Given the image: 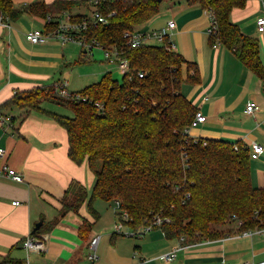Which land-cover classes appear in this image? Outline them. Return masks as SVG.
<instances>
[{"label": "crops", "instance_id": "crops-1", "mask_svg": "<svg viewBox=\"0 0 264 264\" xmlns=\"http://www.w3.org/2000/svg\"><path fill=\"white\" fill-rule=\"evenodd\" d=\"M56 1L60 0L13 3L16 9H26L34 3L51 5ZM61 1L79 3L71 11L47 15L54 19L53 30L58 22L66 23L69 16L72 21L91 18L98 9L93 0ZM190 1L160 0L158 15L136 28L167 32L176 46L175 52L194 66L188 69L184 65V76L188 72L190 76L198 74L197 83L186 81L181 86L182 94L206 117L205 122L190 127L189 135L242 144L249 150L254 143L264 148V77H258L219 42L211 43L208 30L213 11ZM47 17L25 11L17 20L9 19V26L0 22V114L14 118L8 126L0 123V147L6 151L0 157V170L9 167L24 178V182L18 183L0 176V264L5 259L12 264H264V232H253L260 228L241 230V222L236 219L226 225V230L231 231L229 235L191 245L181 239H168L160 227L142 235L144 240H130L115 233L120 222L117 202L97 200L92 208L101 218L87 241L79 236L84 220L94 222L89 202L96 177L87 162L76 164L69 156L67 131L53 117L63 116L64 112L58 110L62 106L44 102L40 109L27 111L5 105L18 92L66 82L68 90L79 92L74 89L82 91L108 72L113 76L115 72L122 73L117 64L109 63L95 51L86 53L75 43L64 45L52 37L44 44H32L27 33L47 30ZM263 17L264 0H248L246 7L231 14V21L243 33L258 40L264 67V32L257 27ZM171 21L176 23L172 30L168 29ZM152 42L163 45L157 40ZM253 102L259 108L248 113L247 106ZM251 179L255 188L264 189V151L251 160ZM76 185L85 189L86 199L78 213L69 211L64 215V203L75 198L72 186ZM106 217L113 231L102 227ZM40 221L43 229L36 235L45 239L46 249H26L23 241ZM123 221L124 232L136 231L130 220ZM98 237L99 259L91 262V244ZM176 249L180 250L175 260L167 262L160 258Z\"/></svg>", "mask_w": 264, "mask_h": 264}, {"label": "trees", "instance_id": "trees-1", "mask_svg": "<svg viewBox=\"0 0 264 264\" xmlns=\"http://www.w3.org/2000/svg\"><path fill=\"white\" fill-rule=\"evenodd\" d=\"M190 2L213 11L218 29L217 35L210 37L211 43L219 42L263 78L258 40L231 21L232 12L246 7L248 0ZM78 3L60 0L16 9L13 0H0V17L17 20L25 11L47 17L71 11ZM98 10L106 17L115 14L105 25H91L88 38L107 49L122 48L130 72L122 80L106 73L98 83L73 92L81 99L61 96L56 85H50L18 92L5 105L30 111L52 102L73 113L72 118L53 117L67 131L72 161L87 162L96 177L89 202L94 222L84 220L79 236L87 241L101 218L92 208L97 200L119 202V219L127 213L136 231L154 215L163 214L170 218L160 227L165 236L184 238L186 245L229 235L226 225L234 219L242 222L241 230L264 228V189L252 184L251 151L242 144L185 134L198 113L181 92L184 82L199 81L197 72L184 76V65L190 69L193 64L168 50L167 39L163 45L127 46L124 35L158 15L160 0H115L102 3ZM51 29L54 24L47 26ZM72 187L75 198L64 203V215L78 213L86 199L84 188ZM177 187L180 190L176 191ZM12 263L5 259L1 264Z\"/></svg>", "mask_w": 264, "mask_h": 264}, {"label": "built area", "instance_id": "built-area-1", "mask_svg": "<svg viewBox=\"0 0 264 264\" xmlns=\"http://www.w3.org/2000/svg\"><path fill=\"white\" fill-rule=\"evenodd\" d=\"M115 0H93V4L95 6H99L102 3H109ZM115 13L109 14V16H104L102 12H100L98 9H96L91 18L88 17H83L80 20H74L72 21L70 16L68 17V21L66 23H57V27L53 31H48V30H43V29H34L30 32L27 33V39L32 43V44H44L46 43L50 38L54 37L57 38L62 44H69V43H75L79 45L86 53H93L94 49H100L104 53V57L109 63H115L118 65L119 71L122 73V75H126L130 72V64L129 61L126 58H122V53L123 49L119 48H112V49H107L104 48L101 43L95 39H89L87 36V32L89 31V27L91 25H105L108 23V18ZM211 16V22H210V27H209V34L210 36L217 35V29H218V24L216 22V18L213 13H210ZM9 17H0V22L4 24V26H9L8 25V20ZM47 23L53 24L54 19L52 17H47ZM176 27V23L174 21H171L168 24V29L172 30ZM257 27L259 32H264V17L259 19L257 22ZM124 38L126 39L127 46L130 48H137L141 45L145 44H151L152 41L157 40L160 41L164 44L165 40L167 39L168 45L167 48L168 50L175 52L176 46L173 42L170 41V36L167 32L163 31H155V32H144L141 30L135 29L133 32H128L124 35ZM145 76V73H140V77L143 78ZM56 88L58 93L61 96L64 97H70L74 96L76 99H81L80 95L73 94L70 90H68V83H58L56 84ZM259 106L256 103H250L247 106V112L252 113L254 110H257ZM13 117L10 116H4L0 114V123H2L5 126L10 125V122L13 120ZM206 121V117L198 112L194 121L192 122V125L190 127H196L199 124L203 123ZM185 130V134H189V129ZM235 150H238L239 147L238 145H234ZM251 157L253 159H257L260 157V155L263 153L264 148L262 145L258 143H254L251 147ZM6 151L0 147V157L5 156ZM187 159V154H184V159ZM0 176H6L9 179L22 183L24 182V178L22 174L18 173L16 170L5 167L3 171L0 170ZM180 190V187L176 188V191ZM187 197H190V193L187 194ZM13 204H19V202H13ZM117 207L120 210V203L117 202ZM122 220L118 223L115 229V233L117 234H122L126 235L128 237H139L142 236L150 231H152L155 228L162 227L164 224L170 222V218L163 216V214H156L152 217L151 221L149 224H147L145 227L141 228L138 231H133V232H123V220L129 221L130 218L127 215V213H122L121 216ZM242 223V222H241ZM253 232H264V228L262 229H257L256 231ZM249 234V232H246ZM100 237L94 239L91 244V248L93 252L88 256V260L91 262H96L99 259V256L97 254V246L99 243ZM181 240L184 242V238H181ZM45 239L41 235H36L34 233L29 234L26 239L23 241V246L26 249L29 250H34L37 252H43L46 249V244H45ZM180 249H176L170 253L162 255L160 258L164 261L170 262L175 260L177 257V253ZM221 264H228L226 262H222Z\"/></svg>", "mask_w": 264, "mask_h": 264}, {"label": "rangeland", "instance_id": "rangeland-1", "mask_svg": "<svg viewBox=\"0 0 264 264\" xmlns=\"http://www.w3.org/2000/svg\"><path fill=\"white\" fill-rule=\"evenodd\" d=\"M151 45H156V42H151ZM80 48V47H79ZM81 49V48H80ZM93 51H95L94 53L95 54H98V55H102V58L104 59V55L98 50V49H94ZM91 64V63H90ZM90 64H87V66H90ZM83 66H86V65H80V66H78V67H83ZM114 76L116 77V78H118L119 80H122V78H123V76L120 74V73H118V72H115L114 73ZM74 86H75V84H74ZM80 89L81 88H79V89H74L75 91H80ZM58 110H61L62 112H64V114H63V116H66V117H70V118H72L74 115H73V113L72 112H70V111H68V110H66L65 108H60V109H58ZM185 165H186V167L188 166V162H187V160H186V158H185ZM105 206V209L107 210V209H109V205H104ZM112 207H114V205H111ZM107 218V219H106ZM105 218V222L103 223V225H102V227H105V226H108V227H106V228H104V229H106L107 231L108 230H110V231H113L112 229V226H109V217H106ZM111 225V224H110ZM100 226H101V223H100ZM124 232V231H123ZM125 233V232H124ZM101 235H105L104 233H102ZM120 236V235H119ZM128 238V237H127ZM146 237H129V239L130 240H138V241H140V240H144ZM99 255V254H98Z\"/></svg>", "mask_w": 264, "mask_h": 264}, {"label": "water", "instance_id": "water-1", "mask_svg": "<svg viewBox=\"0 0 264 264\" xmlns=\"http://www.w3.org/2000/svg\"><path fill=\"white\" fill-rule=\"evenodd\" d=\"M42 226H43V221H40L38 224H36L33 230V233H36L37 231H39Z\"/></svg>", "mask_w": 264, "mask_h": 264}, {"label": "bare ground", "instance_id": "bare-ground-1", "mask_svg": "<svg viewBox=\"0 0 264 264\" xmlns=\"http://www.w3.org/2000/svg\"><path fill=\"white\" fill-rule=\"evenodd\" d=\"M36 234V233H35Z\"/></svg>", "mask_w": 264, "mask_h": 264}]
</instances>
